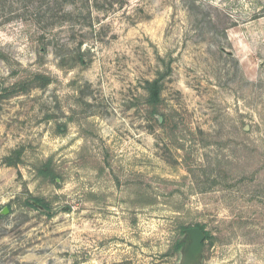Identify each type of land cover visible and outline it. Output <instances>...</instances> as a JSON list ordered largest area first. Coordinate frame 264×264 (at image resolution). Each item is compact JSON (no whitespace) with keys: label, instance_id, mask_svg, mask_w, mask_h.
I'll return each instance as SVG.
<instances>
[{"label":"rangeland","instance_id":"374dc122","mask_svg":"<svg viewBox=\"0 0 264 264\" xmlns=\"http://www.w3.org/2000/svg\"><path fill=\"white\" fill-rule=\"evenodd\" d=\"M10 2L0 264H264V0H129L96 32L45 35ZM36 72L51 84L9 94ZM48 159L56 183L37 176ZM198 224L210 238L192 261Z\"/></svg>","mask_w":264,"mask_h":264},{"label":"trees","instance_id":"16d2710c","mask_svg":"<svg viewBox=\"0 0 264 264\" xmlns=\"http://www.w3.org/2000/svg\"><path fill=\"white\" fill-rule=\"evenodd\" d=\"M7 1L10 2V0H0V4L4 6ZM127 1L129 0H14L10 4L22 6L27 11V14H29L28 16L32 24L40 29L41 34L45 35L46 33H52L57 27L63 26H68L72 33L75 30L96 32L95 30L98 31L100 29H97V27L102 28L98 15L106 16L115 10L121 9ZM43 35L40 38L41 43L44 41ZM83 44L82 41L77 43V49L79 51ZM41 45L44 51L46 45ZM64 45L59 44L57 47L63 48ZM79 51L75 62L85 65L84 57ZM61 60L64 61L63 58ZM49 84H51V78L48 75L36 72L31 73L24 81L14 83L8 91L9 94H17L27 92L31 88H44ZM144 91L146 92V104L154 116L158 113V107L161 104L162 81L160 79L146 81ZM20 152L17 151L14 153L19 157ZM10 159L12 158L8 160ZM36 172L41 180L56 183L58 176L54 171L51 159L46 160L37 167ZM34 200L46 210H49V205L43 199L35 198ZM195 227L204 233L205 240L210 238L209 233L204 230L203 225L198 224ZM184 243L185 241L179 242L176 249L181 248Z\"/></svg>","mask_w":264,"mask_h":264},{"label":"water","instance_id":"95a60500","mask_svg":"<svg viewBox=\"0 0 264 264\" xmlns=\"http://www.w3.org/2000/svg\"><path fill=\"white\" fill-rule=\"evenodd\" d=\"M185 233L187 235L186 258L194 261L201 255L205 235L197 227H191L185 230Z\"/></svg>","mask_w":264,"mask_h":264}]
</instances>
